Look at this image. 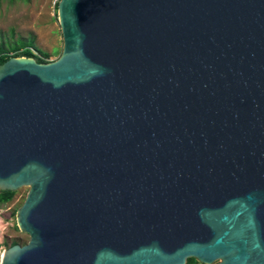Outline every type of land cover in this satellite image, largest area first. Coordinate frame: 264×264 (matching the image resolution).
Masks as SVG:
<instances>
[{"label":"water","instance_id":"obj_1","mask_svg":"<svg viewBox=\"0 0 264 264\" xmlns=\"http://www.w3.org/2000/svg\"><path fill=\"white\" fill-rule=\"evenodd\" d=\"M61 46L0 62V264H264V0H56Z\"/></svg>","mask_w":264,"mask_h":264},{"label":"rangeland","instance_id":"obj_2","mask_svg":"<svg viewBox=\"0 0 264 264\" xmlns=\"http://www.w3.org/2000/svg\"><path fill=\"white\" fill-rule=\"evenodd\" d=\"M54 2L56 0H0V45L6 49L18 39L31 40L34 48L48 54L47 60L55 58L60 51L61 38ZM26 189L20 186L7 200L0 202V250L11 242L23 244L28 239L25 232L17 229L14 220L15 209Z\"/></svg>","mask_w":264,"mask_h":264},{"label":"trees","instance_id":"obj_3","mask_svg":"<svg viewBox=\"0 0 264 264\" xmlns=\"http://www.w3.org/2000/svg\"><path fill=\"white\" fill-rule=\"evenodd\" d=\"M55 6V2H54ZM33 50L36 52L34 53ZM28 56L32 57L37 62H45L47 61V53L44 51H41L37 48H34L32 45L31 40H21L18 39L16 43H13L12 45L8 46L6 49H4L0 45V62H2L4 59H6L8 56ZM13 193V190H0V202L7 200ZM14 242H11L12 244ZM197 261H195L192 257H187L183 264H196Z\"/></svg>","mask_w":264,"mask_h":264}]
</instances>
